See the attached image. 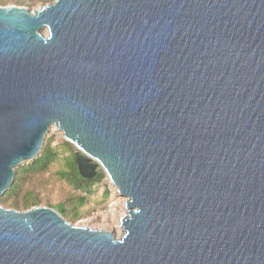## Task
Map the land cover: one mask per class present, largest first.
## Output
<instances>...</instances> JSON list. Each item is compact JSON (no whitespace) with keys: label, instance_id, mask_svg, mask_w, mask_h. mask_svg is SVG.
<instances>
[{"label":"water","instance_id":"95a60500","mask_svg":"<svg viewBox=\"0 0 264 264\" xmlns=\"http://www.w3.org/2000/svg\"><path fill=\"white\" fill-rule=\"evenodd\" d=\"M52 125L124 231L0 204V264H264V0L0 5V196Z\"/></svg>","mask_w":264,"mask_h":264},{"label":"trees","instance_id":"16d2710c","mask_svg":"<svg viewBox=\"0 0 264 264\" xmlns=\"http://www.w3.org/2000/svg\"><path fill=\"white\" fill-rule=\"evenodd\" d=\"M0 2L35 4V0H0ZM67 143L72 145L70 142ZM58 159L57 149L50 145L46 146L41 156L16 169L13 185L4 196L0 197V202L17 209H27L38 205L41 199L37 181L40 175L49 173L55 185L68 194L66 199L53 207L69 220L78 218L82 213L81 206L88 199L90 188L86 182L89 181L79 173L75 160L67 159L62 166H59ZM83 191L85 195L82 194ZM11 196L12 199H9Z\"/></svg>","mask_w":264,"mask_h":264},{"label":"rangeland","instance_id":"374dc122","mask_svg":"<svg viewBox=\"0 0 264 264\" xmlns=\"http://www.w3.org/2000/svg\"><path fill=\"white\" fill-rule=\"evenodd\" d=\"M50 2H52V0H35L34 5L21 4V6H28L30 9H37L40 6ZM0 5H9V4L6 2H0ZM16 5H20V4H16ZM67 142L69 141L65 139L64 134L61 130L57 129L56 127L52 128L49 132V135L46 138L43 151L48 145L57 149L59 153V159L57 160L58 162L57 164L59 166H62L67 161V159L76 161L75 153L78 149L73 143L72 145H70ZM50 176L51 175L49 173H46L43 176L42 175L39 176L37 183L39 186L41 202L38 205L40 204L47 206L51 205V207H53L54 205H57L58 202H61L63 199H66L68 196V194H66L67 192H64L63 189L55 185V183L53 182ZM108 178L109 177L101 168H97L96 173L93 177L86 178L89 181L86 183L90 188V192L88 195V199L81 206L82 213L76 219L73 220H69L68 218L67 219L78 225H87L95 228L108 229L111 232H113L115 235L120 236L124 231L123 228L122 230H119L118 228V223L120 222L121 224L122 216L119 218V216H117L113 212L112 203L116 191L113 188V186H111ZM82 194L85 195L86 193L83 191ZM9 199H12V196ZM126 199H127L126 197L119 195V200L121 202V205H119V209L126 210V206L122 204L123 202L126 201ZM0 204L6 207H11L2 202H0ZM20 210H24V209H20Z\"/></svg>","mask_w":264,"mask_h":264},{"label":"bare ground","instance_id":"6f19581e","mask_svg":"<svg viewBox=\"0 0 264 264\" xmlns=\"http://www.w3.org/2000/svg\"><path fill=\"white\" fill-rule=\"evenodd\" d=\"M57 128V126H55V125H52L51 126V128H50V130L52 129V128ZM57 129H59V128H57ZM50 130H49V132H50ZM60 130V129H59ZM49 132H48V134H47V136L49 135ZM82 166H83V168H85V169H88V170H91L92 169V161L90 162V161H84L83 160V163H82ZM109 177V176H108ZM109 179V182H110V184H111V186H113V188L115 189V197H114V200H113V203H112V207H113V212L117 215V216H119V218L121 217V216H123L125 213H126V210H124V209H119V205H121V202H120V200H119V195L121 196V194L118 192V190H117V185L116 184H114L113 183V181L110 179V178H108ZM123 205H125V202H123L122 203ZM107 228V227H106ZM118 228H119V230H122V228L123 227H121V224H120V222L118 223ZM113 233V232H112Z\"/></svg>","mask_w":264,"mask_h":264}]
</instances>
